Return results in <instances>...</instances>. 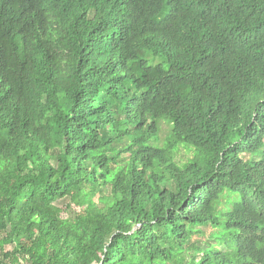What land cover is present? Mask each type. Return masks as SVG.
<instances>
[{
	"label": "trees",
	"instance_id": "1",
	"mask_svg": "<svg viewBox=\"0 0 264 264\" xmlns=\"http://www.w3.org/2000/svg\"><path fill=\"white\" fill-rule=\"evenodd\" d=\"M0 264H264V0H0Z\"/></svg>",
	"mask_w": 264,
	"mask_h": 264
},
{
	"label": "rangeland",
	"instance_id": "2",
	"mask_svg": "<svg viewBox=\"0 0 264 264\" xmlns=\"http://www.w3.org/2000/svg\"><path fill=\"white\" fill-rule=\"evenodd\" d=\"M165 127H166V130L169 129V125L167 123H165ZM178 159L179 160H187L188 158H192L193 157V152H190V151H187L185 150L184 148H182L178 155H177ZM66 202L64 201H59L58 204L61 206V205H64Z\"/></svg>",
	"mask_w": 264,
	"mask_h": 264
}]
</instances>
